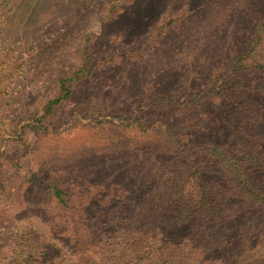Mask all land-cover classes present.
I'll list each match as a JSON object with an SVG mask.
<instances>
[{
    "label": "rangeland",
    "instance_id": "1",
    "mask_svg": "<svg viewBox=\"0 0 264 264\" xmlns=\"http://www.w3.org/2000/svg\"><path fill=\"white\" fill-rule=\"evenodd\" d=\"M261 24L264 0H0V264H23L40 244L58 264H99L98 248L86 244L87 215L105 202L134 203L156 160L174 159V139L264 150L261 90L150 105L208 88L236 52L264 36ZM85 50L92 72L57 108L55 131L16 138ZM252 61L264 63V42ZM241 80L264 83L255 72ZM137 113L145 135L109 122H135ZM197 161L207 182L239 194L221 159L201 151ZM244 172L242 180L264 189V169ZM34 173L68 189L69 205L47 196ZM263 233L234 242L213 264H261Z\"/></svg>",
    "mask_w": 264,
    "mask_h": 264
},
{
    "label": "trees",
    "instance_id": "2",
    "mask_svg": "<svg viewBox=\"0 0 264 264\" xmlns=\"http://www.w3.org/2000/svg\"><path fill=\"white\" fill-rule=\"evenodd\" d=\"M263 42L264 36L258 32L251 43L236 52L216 74L208 88L183 93L179 98L170 95L156 99L150 105L155 109H167L182 106L184 99L232 100L237 91L264 92V83L241 80L253 72L264 77V63L251 62ZM80 60L77 69L56 79L51 96L19 132L15 131L16 138H23L27 130L35 133L55 131L51 119L57 108L72 97L73 84L83 81L92 72L93 58L86 50ZM139 116L137 113V118ZM111 118V124L123 129L141 135L148 132L141 117L135 122L127 116L112 115ZM173 147L174 159L156 160L134 203L110 207V202H105L102 207L99 205V211L87 215L91 226L86 244L98 248L99 264H213L234 242H244L253 232H264V189L242 180L245 166L264 169V150L259 146L233 149L227 144L185 145L183 138L174 139ZM201 151L221 159L228 177L239 183L238 195L233 196L223 187L205 180L197 161ZM3 169L4 165L0 164V187L4 184ZM33 177H38L36 182L47 196L64 207L69 205L72 194L63 185L43 178L40 173H34ZM176 231L184 234L175 239ZM233 252L236 254V250ZM23 264L58 262L40 244L31 246Z\"/></svg>",
    "mask_w": 264,
    "mask_h": 264
}]
</instances>
